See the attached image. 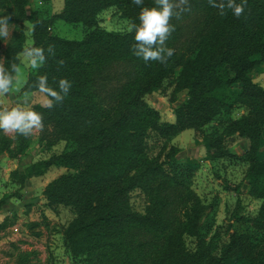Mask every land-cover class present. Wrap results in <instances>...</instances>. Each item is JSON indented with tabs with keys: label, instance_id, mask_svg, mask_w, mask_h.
<instances>
[{
	"label": "trees",
	"instance_id": "1",
	"mask_svg": "<svg viewBox=\"0 0 264 264\" xmlns=\"http://www.w3.org/2000/svg\"><path fill=\"white\" fill-rule=\"evenodd\" d=\"M38 1L41 6L34 7L31 0H0L8 8L15 5L17 17L6 11L9 21L33 22L32 46L53 45L56 53L29 73L21 92L38 91L32 86L37 75H47L50 85L60 78L72 83L62 105L51 110L33 105L43 115L40 141L48 150L59 141L65 146L48 159L15 169L11 177L24 185L53 167L66 170L45 186L43 196L50 207L73 211L63 232L69 254L83 264H229L236 259L264 264V86L251 76L264 64V0H247L239 19L231 11L219 15L208 0H189L191 11L170 21L175 31L166 45L175 51L166 64L135 57L133 33L100 25L101 13L112 7L138 23L141 7L154 6V0L141 6L132 0H64L58 13L49 11L52 0ZM27 6H33L31 13ZM58 21L88 30L82 39H68L53 33ZM24 41L19 37L8 46L6 68L20 65ZM171 87L173 102L181 91L187 93L173 109L175 120L165 121L147 97ZM189 129L200 134L210 165L243 159L249 194L261 200L256 214H233L222 242L201 235L210 208L177 159L180 148L173 141ZM234 136L248 141L244 157L227 145ZM16 138L19 152L26 151L30 137ZM10 144L0 154L16 156ZM136 190L144 196L143 211L133 207ZM4 204L0 198V211Z\"/></svg>",
	"mask_w": 264,
	"mask_h": 264
},
{
	"label": "rangeland",
	"instance_id": "2",
	"mask_svg": "<svg viewBox=\"0 0 264 264\" xmlns=\"http://www.w3.org/2000/svg\"><path fill=\"white\" fill-rule=\"evenodd\" d=\"M11 1L8 0V3ZM31 2L34 7L36 4L41 6L38 0H31ZM32 7L27 6L28 13H31ZM48 7L51 13H58L64 7V0H52ZM15 9L13 3L8 8L0 2V17L6 16V11L9 10L12 11L11 17H17ZM99 18L100 25L107 30L128 31L130 21L123 18L115 7L103 11ZM9 28V37L6 40L0 39V63L3 64L8 46L19 37L25 38V48L33 44V22L31 20L9 21ZM87 30L82 24H71L64 21L56 22L53 27V33L68 39H82ZM22 53L18 54L21 74L20 83L16 87L19 91L13 95L0 96V108H11L18 99L23 98L21 88L28 74L34 71ZM80 56L86 59L87 53L82 52ZM251 76L254 81L264 86V64L255 69ZM186 93V91H181L177 95V101L173 102L174 91L171 87L166 91H158L149 95L147 100L160 111L163 120L171 121L174 117V107L185 100ZM46 98L39 91L35 92L30 96L31 104L32 106L44 105ZM43 131H34L29 136L31 144L23 152L18 150L17 134H6L0 131V148L12 141L9 147L18 152L16 156H10L8 152L0 154V198L5 199V204L0 211V223L4 224L0 227V264H83L69 254L64 242L63 232L74 217L73 211L65 206L50 207L43 196L45 181L53 180L66 170L53 167L44 177L28 179L24 185L11 177L15 169L22 168L23 170L31 163L48 159L52 154L63 150L65 146L63 141L57 142L48 150L44 142L39 139ZM173 142L180 148L177 159L187 169V182L210 208L202 224L201 235L209 239L217 237L221 242L227 240L226 230L233 214L239 210L242 215H254L261 206V200L249 194V181L246 178L248 164L243 159L233 158L216 161L210 165L205 158L206 149L200 134L191 129L182 132ZM227 145L238 157H244L248 141L234 136L228 140ZM260 155H264V139ZM131 201L136 210H144L145 199L139 190L132 193ZM35 222L40 223V226L31 229L30 226ZM18 223L21 224L23 233L13 232V226ZM235 226L239 229L243 228L241 222H236ZM187 241L190 246H195V239L189 237ZM229 264L245 263L236 259Z\"/></svg>",
	"mask_w": 264,
	"mask_h": 264
},
{
	"label": "clouds",
	"instance_id": "3",
	"mask_svg": "<svg viewBox=\"0 0 264 264\" xmlns=\"http://www.w3.org/2000/svg\"><path fill=\"white\" fill-rule=\"evenodd\" d=\"M137 5H143V0H132ZM210 6L219 9V15L224 16L227 11L239 19L245 13L247 0H208ZM191 11L189 0H154V6H142L138 15V23L130 22L128 31L133 33L135 43L132 45V54L142 59L145 63L149 61L166 64L174 55V49L167 47L166 42L175 26L170 21L175 18L181 19L185 12ZM10 16L0 17V39H7L10 35ZM47 53V55H46ZM23 56L28 65L35 71L46 64L49 57L55 56L53 45L47 49L43 47L30 46L23 49ZM63 66L64 61H57ZM21 67L13 63L6 68L0 63V96L13 95L19 91L16 87L20 83L19 76ZM33 88L44 94L47 99L44 106L51 110L57 105H62L69 95L72 83L66 78H60L49 84L47 75H37ZM43 115L34 110L30 96L24 93L22 99H18L11 108H0V131L6 134H19L28 137L34 131H43Z\"/></svg>",
	"mask_w": 264,
	"mask_h": 264
},
{
	"label": "built area",
	"instance_id": "4",
	"mask_svg": "<svg viewBox=\"0 0 264 264\" xmlns=\"http://www.w3.org/2000/svg\"><path fill=\"white\" fill-rule=\"evenodd\" d=\"M12 229H13V232L16 234L23 233V228H22L21 224H19V223L15 224Z\"/></svg>",
	"mask_w": 264,
	"mask_h": 264
},
{
	"label": "crops",
	"instance_id": "5",
	"mask_svg": "<svg viewBox=\"0 0 264 264\" xmlns=\"http://www.w3.org/2000/svg\"><path fill=\"white\" fill-rule=\"evenodd\" d=\"M29 75V74H28ZM28 77V76H27ZM35 92H38V91H35ZM35 92H31V93H28L29 94V96H31L33 93H35ZM24 95V94H23ZM47 99V98H46ZM45 100V99H44ZM175 117V116H174ZM174 117L171 119V121H174ZM17 166V165H16ZM20 170H22V168L20 169ZM47 174V173H46ZM39 177H41V176H39ZM38 177V178H39ZM42 177H44V175L42 176ZM37 178V177H36ZM34 179V177H31L30 178V180H33ZM50 181H49V179H47L46 181H45V184H44V186H46L48 183H49Z\"/></svg>",
	"mask_w": 264,
	"mask_h": 264
}]
</instances>
